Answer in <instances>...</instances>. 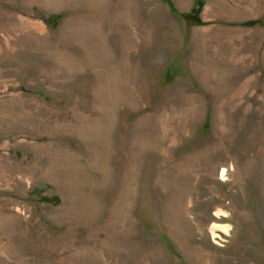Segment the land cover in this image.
I'll return each mask as SVG.
<instances>
[{"label":"rangeland","instance_id":"374dc122","mask_svg":"<svg viewBox=\"0 0 264 264\" xmlns=\"http://www.w3.org/2000/svg\"><path fill=\"white\" fill-rule=\"evenodd\" d=\"M0 264H264V0H0Z\"/></svg>","mask_w":264,"mask_h":264},{"label":"trees","instance_id":"16d2710c","mask_svg":"<svg viewBox=\"0 0 264 264\" xmlns=\"http://www.w3.org/2000/svg\"><path fill=\"white\" fill-rule=\"evenodd\" d=\"M58 20H59V15H56V14L46 18V22H47L50 26H56Z\"/></svg>","mask_w":264,"mask_h":264}]
</instances>
